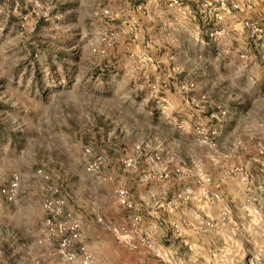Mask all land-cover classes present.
I'll return each mask as SVG.
<instances>
[{
  "label": "rangeland",
  "instance_id": "374dc122",
  "mask_svg": "<svg viewBox=\"0 0 264 264\" xmlns=\"http://www.w3.org/2000/svg\"><path fill=\"white\" fill-rule=\"evenodd\" d=\"M52 196L94 264H264V0H0V215Z\"/></svg>",
  "mask_w": 264,
  "mask_h": 264
},
{
  "label": "built area",
  "instance_id": "2783aa9c",
  "mask_svg": "<svg viewBox=\"0 0 264 264\" xmlns=\"http://www.w3.org/2000/svg\"><path fill=\"white\" fill-rule=\"evenodd\" d=\"M99 161H101V157L95 158L92 167L98 166ZM18 181V176L15 175L11 183L3 188L8 200H12L16 196ZM58 191L59 189H55L56 193ZM44 205L49 214L47 230L51 236L59 237V249L64 259L70 262L81 257V264H94L93 253L85 245L73 248V241L79 239L80 236V223L70 213L65 215V199L56 196L48 197L45 199Z\"/></svg>",
  "mask_w": 264,
  "mask_h": 264
},
{
  "label": "crops",
  "instance_id": "0c3cea01",
  "mask_svg": "<svg viewBox=\"0 0 264 264\" xmlns=\"http://www.w3.org/2000/svg\"><path fill=\"white\" fill-rule=\"evenodd\" d=\"M20 225L16 212L9 216L0 215V264H14L16 256L18 254L22 256V253L30 262L35 261L37 257L45 256L49 258L51 264L65 263L58 242H55L57 246L54 247L53 242L48 244L38 241L39 235H35V231L23 230Z\"/></svg>",
  "mask_w": 264,
  "mask_h": 264
}]
</instances>
